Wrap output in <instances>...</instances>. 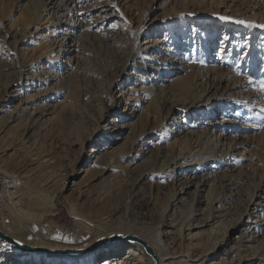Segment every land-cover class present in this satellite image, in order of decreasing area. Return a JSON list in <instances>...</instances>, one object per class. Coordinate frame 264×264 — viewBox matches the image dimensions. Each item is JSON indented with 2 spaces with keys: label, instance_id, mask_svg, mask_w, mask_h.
Wrapping results in <instances>:
<instances>
[{
  "label": "rangeland",
  "instance_id": "rangeland-1",
  "mask_svg": "<svg viewBox=\"0 0 264 264\" xmlns=\"http://www.w3.org/2000/svg\"><path fill=\"white\" fill-rule=\"evenodd\" d=\"M47 1L40 4L37 0H0V197L4 192L3 177L6 174L12 176L15 182H20L22 192L33 193L37 189L54 191L56 208L52 213H43V218L54 224L52 230H48L51 237L53 231L60 233V229H73L75 218L70 214L69 198L86 218L100 216L101 221L109 226L128 221L131 217L124 215V209L133 202L135 182L142 178L143 158H147L151 150V154L171 151L175 156L182 151L178 156L180 160L186 151L184 146L188 143L192 146L193 140L199 137L198 129L206 127L219 135V139L210 141L209 145L207 142L202 145L207 153L212 152L210 148L221 152L224 146L217 147L219 143L231 145L228 148L230 156L213 162L222 161V169L218 171L223 173L229 170V174L241 175L235 165L236 157L240 154L245 156L243 164L248 165L249 173L240 185L234 186L236 195L229 201L232 211L227 219L234 225L246 208L248 194L261 182L262 174L264 178V129L260 127L264 124V105L254 114L246 108L222 105L219 100L228 98L225 88L232 86V83L219 80L220 75L209 73L208 67L216 64L222 70H233L236 78L243 82L248 79L235 93H255L254 88L264 80V29L254 27L249 30V26L234 21L245 20L264 25L259 21V17L264 20V0H223L221 4H217L218 0H76L81 13L93 17L95 25L89 33L82 29L68 34L67 38L62 33L59 21L68 18L70 9H74L73 4L69 2V10L63 12L62 0ZM254 14L259 19L254 18ZM220 16H229L233 20H221ZM120 26L127 40L123 48L118 41L111 42L108 38L113 34L111 30ZM171 28L181 36L179 42L188 40L185 45L179 44L183 53L190 59L204 61L201 64L205 68L194 79L191 93L167 98L165 103H160L157 97L159 87L162 83L167 84L176 72L164 69L159 74L148 66L143 69L146 61L141 56L135 61L129 59V51L137 35L139 45L161 38L163 43L160 45L176 46L178 43L172 37ZM64 42L71 51L66 50L57 58V51ZM250 55L253 59L257 58L256 67L246 62ZM68 56L71 58L68 61L70 65L62 64V59L65 61ZM224 62L227 66H223ZM25 67L30 69L31 74L38 69L33 74L34 80L27 82L26 76L20 78L26 73ZM59 70L61 75L72 73L75 88H79L77 98L82 101L78 100L80 107L84 104V109L88 110V103L81 98L88 91L87 94L106 92L110 102H115L114 107L111 102L101 122L83 117L76 109L74 97L71 96L73 101L67 98V90L62 93L43 92L44 88L52 87ZM178 75L185 76V72H177ZM251 77H255L256 81ZM33 81L35 85L31 86ZM189 83H193V80H189ZM10 84L11 88L7 89ZM206 84L211 86V91H206ZM40 87L42 93L33 96L35 89ZM200 92L202 98L208 92L207 96H214L218 102L205 110L198 109V102L195 103L197 108L189 106L186 98L190 96V99H194L193 95ZM39 104L46 105L47 111L41 114ZM226 109L227 113L224 114ZM240 110L242 114L236 116ZM8 113L14 116L2 126ZM93 114L99 117L96 110ZM63 115H66V119ZM29 117L38 118L40 128L35 132L27 133ZM139 122L145 126L147 124V129H153V135H140L143 129ZM82 126L88 128V133H95L96 138H88L87 133L84 137L78 136ZM103 128L110 129V132L103 131ZM186 136L190 137L189 141H185ZM240 143L243 145L240 146ZM235 147L237 156L232 155ZM122 149L123 153L120 152ZM119 152L121 157L114 162L115 154ZM104 153L111 160L110 168L103 169L97 163ZM161 164L158 162L148 169L149 173L141 182L140 193L134 199L137 211L142 200L149 202L148 210L154 211L151 221L158 220L165 206L171 207V197L178 189L180 178L176 179L177 174L175 179L171 177L172 171L161 169ZM94 170H97V174ZM201 175L203 173L198 175L199 180ZM221 180L219 178L215 195L226 193L227 188H223ZM157 183H160V189L154 188ZM209 183L203 190V202H195L194 207L198 212L206 208ZM190 197L188 199L192 200ZM10 200L14 202L15 199L11 197ZM22 200L24 203L28 201L27 197ZM24 205L27 206V203ZM187 208L188 205L183 207L184 210ZM2 211L5 216L9 214L7 209ZM189 213L190 210L186 211L183 217L187 218ZM40 218L39 214L27 215L20 223L26 224L28 221L29 224H37L38 229L41 226L46 230L39 222ZM8 223L12 227V222ZM37 232L39 234L34 233L33 237L29 235V239L38 240L41 232ZM241 234V231H237L233 236ZM242 257H254L255 261L244 260L250 264H264V253L260 249L242 251L235 264Z\"/></svg>",
  "mask_w": 264,
  "mask_h": 264
},
{
  "label": "bare ground",
  "instance_id": "bare-ground-1",
  "mask_svg": "<svg viewBox=\"0 0 264 264\" xmlns=\"http://www.w3.org/2000/svg\"><path fill=\"white\" fill-rule=\"evenodd\" d=\"M37 1H39L40 4L48 2L47 0ZM75 1L76 0H62L61 6L63 7V12L69 10V2H71L74 6V9H70L67 14L68 18L64 21H59L62 33L65 34V37L68 34L76 33L78 30L82 29L89 33L91 32V28L95 25L92 22L93 17H90L89 14H82ZM212 1L216 2L215 0ZM186 2L187 1H184V3ZM222 2L223 0H218L217 4H221ZM254 15V18L258 17L257 14ZM263 15L264 14H262V16ZM259 18L257 19L263 23L264 20L262 17ZM248 29L253 30L254 27H249ZM122 30L123 28L120 26V28L111 30L113 31V34H111L112 36L110 35L108 37V35H105V37H108L111 42L118 41L123 48L124 44H127V40L125 38L126 33ZM171 34L173 39L176 41L175 43H178L174 47L171 44L165 43L160 45L163 43V41L160 40L161 38H155L150 42H145L143 45H139L137 42L139 35H137L134 40V46L129 51V59L135 61L139 56H141L142 60L146 61L144 62L143 69L148 66V68H153L154 71H157L159 74L162 73L164 69L176 72L168 80L167 84L162 83L161 87H159L160 93H157V97L160 103H165L167 98L182 97L187 92L191 93L193 91L191 88H193L194 79L197 78L200 70L205 68V66L201 63H192L191 61L195 59H190L183 53L179 44L185 45L188 43V40L179 42V40L181 41V36L179 33L173 31L172 28ZM66 50L67 52L71 51L67 49V43L65 44L64 42L57 51V58H60ZM74 51H76V49ZM69 59H71L69 56L65 61L62 59V64L67 63L70 65V62H68ZM40 61L42 62L43 59ZM59 62L61 63V60H58V63ZM246 62H248V65L256 67L257 58L253 59L252 55H250L249 58H246ZM148 63H150V65H148ZM225 65L226 64L224 62L223 66ZM24 69H26V67ZM60 71L61 70H59V72L57 71L55 74L57 78L52 82V87H46L43 90L41 86L37 90L35 89V95H30L35 97L39 96L42 93V90L43 92L46 91L49 93H62L67 90V98H70V101H73L71 96L74 97L76 109L79 113L81 112L83 114V117L95 119L97 123L101 122L104 119L105 114L108 112V109L111 107V102H113V107L115 106V102H110L111 99L106 95V92L87 94L89 92L88 91L85 93L86 95H84L85 97H88L87 100H85L84 96H81L83 101L88 103V110L84 109V104L80 107L81 105L78 102L79 98H77L79 88H75L72 73H64L61 75ZM35 72H38V69H34L32 74L30 69H26V73H23L20 78L22 79V77L24 78L26 76V81L30 82L34 80L33 74ZM177 72H185V76H177ZM208 72L216 74V76L220 75L219 80L232 83V86L225 88L228 98L219 100L222 105L230 104L229 107L238 106L239 109L246 108V110L251 111V114L260 111V106L264 105V93L258 90V86L254 88L255 93H253V91H241L240 93H235L239 87H241V84L248 82V79H246L247 82H243L242 79L236 78L233 70L229 68L222 70L220 66L216 64L211 67L209 66ZM51 75H53V73H51ZM189 80H193V83H189ZM252 80L256 81V78L254 77ZM12 84L15 86V83ZM32 85H35V81L31 83V86ZM210 87L211 86H207L206 84V91H211ZM9 88H11V84L7 86V89ZM154 90L156 91L157 88ZM208 92L203 98V94H201V92L198 95L194 94V99H190V96L187 97L186 100H189V106L193 107L194 105L197 108L195 103L198 102L197 104L200 107L198 109L205 110L207 107L215 105L218 101L214 99V96H207ZM8 94L9 96L11 95L9 90ZM33 96L30 97L33 98ZM29 98L27 99L29 100ZM79 101L82 102L81 100ZM95 101H97L98 104H94ZM38 110L41 114L44 113L47 111L46 105L39 104ZM94 110L99 112L98 118L94 116ZM213 110L214 109L211 111L213 112ZM242 112L243 111L241 110L238 111L236 116L241 115ZM226 113L227 109L224 114ZM194 114L195 112L193 115ZM13 116L14 115L8 113L2 126H4ZM63 118L66 119V115H63ZM29 119L30 122L26 127L27 133H30L33 130V132H35L36 129L40 128L38 118L29 117ZM42 120L43 118L40 119V121ZM143 122L138 123L143 129L140 135H153V129H147V124L145 126ZM119 126L120 125H118V127ZM198 130H200V132H198L199 137H196L195 140H193L194 142L192 146H190L189 143L184 146L186 151L180 160H178V156L182 154V151L179 155L175 156L171 153V151L151 154L153 153V150H149V156L147 158H143L144 165L141 173L142 178L135 182L136 190L134 192L133 200H131V202H133L130 206H127L124 209V215L131 218L128 221L117 222L112 226L103 223L100 216H95L97 219L86 218V216L77 209L75 202L70 200L68 197L70 214L75 218L74 226L72 227L73 229H60V233L58 231H53L51 234L53 237L48 236V230H52L54 224H52V221L48 222L47 219L43 218V213L49 214L55 210L56 205L54 202V191L52 192L50 190L51 192H45V190L38 191L41 189H37L36 192L34 191L33 193H27L26 191L22 192L20 189L22 185L21 187L19 186L20 182H15L12 176L6 174L5 177H3L5 184L4 192L0 197V228L3 232L23 243L36 247H43L55 252L67 251L77 253L89 248L93 250L83 256H50L43 253L22 250L0 238V264H155V259L146 251L140 240L152 248L159 264H235L238 254L242 251L260 249V251L262 250L264 253L263 174L261 182L252 192L248 194L246 208L242 211L236 223L231 225L232 222L228 221L229 218L227 219V217L230 216L232 211L229 201L233 200L236 195V193H234L236 187L234 186L240 185L246 174L249 173L247 170L248 165L243 164L245 156L236 154L237 147L234 148V153L232 155H238L236 157L235 165L238 166V172L241 175L229 174V170L224 172L222 171L223 173H221L218 171L219 168L222 169L221 160L225 159V157L230 154L229 149L231 145L228 143H226V145L225 143L224 145L221 143L220 145L219 143L217 147L224 146L221 152H216L214 149L210 148L212 152L207 153L208 151H206L202 145L205 142L209 145L210 141H214L217 138L219 139V135L215 133V130L206 127L202 129L199 128ZM103 131L109 133L110 129L103 128ZM88 132V128L83 127L79 129V133L77 134L78 136L84 137L87 133L88 138H96L95 133ZM195 134H197V132H195ZM184 139H186L185 141H189L190 137L186 136ZM242 145L243 143H240V146ZM120 152L123 153V149ZM120 152L115 154L116 159L114 162L119 161L118 157H121ZM218 159H221L220 162L213 164V162ZM158 162L162 163L161 169L172 171L171 177H174L175 174H177L176 179L178 177L180 178H178V189L171 197V207L168 208V206H165L158 220L151 221V216L154 215V211L148 210L149 202L145 199L142 200L139 203L140 210L137 211L134 199L138 197L140 193L139 189H141L143 184L141 182L144 181L146 175L149 173L148 169H151L152 166H156ZM97 163L98 165H101L103 169L111 167V160L105 156V153L97 159ZM94 171L96 173L97 170ZM200 173H203V175H201L202 177L199 180L198 175ZM211 176L212 178H210ZM219 178H222L221 185H223V188H227L224 195L219 193L215 195L218 191L217 183L219 182ZM208 182L211 183H209L210 188L207 190L206 194V208H204L203 212H198L194 205L195 202H203V190L207 186ZM154 186L155 189H160L161 187L160 183H157ZM193 188L194 191H192ZM20 195L27 197L28 201L25 202L27 203V206L24 205L25 203L22 200H25V197L23 198ZM189 195H191L190 198L192 200L188 199ZM8 196L13 197V200L15 199L14 202L10 200L11 197L8 199L5 198ZM186 205H188L187 209L190 210V213L187 218H184L183 214L188 211L183 209ZM5 209L9 211L7 216H5L6 214L4 215V212L2 211ZM38 214L41 216L39 222L47 228L46 230H44L41 226L40 229H38L37 224H29L28 221L26 224L20 223L24 220L25 216H36ZM16 219L19 220L18 223L15 222ZM8 222H12V227L9 226L10 224ZM230 225L231 227L224 231V229ZM56 227L58 226L56 225ZM232 229L234 230L230 233V230ZM37 230L42 233L39 235L40 238L36 241L30 240L29 235L33 237L34 233L39 234ZM43 230L45 232H43ZM237 231H241L242 234L234 237L233 233ZM117 234L121 235V238H114L109 241L110 243H108V239H110L112 235ZM129 236H136L139 241H130L126 239ZM56 237L61 238L58 239ZM244 260L255 261L256 259L254 257L247 259L242 257L238 261V264H250Z\"/></svg>",
  "mask_w": 264,
  "mask_h": 264
},
{
  "label": "water",
  "instance_id": "water-1",
  "mask_svg": "<svg viewBox=\"0 0 264 264\" xmlns=\"http://www.w3.org/2000/svg\"><path fill=\"white\" fill-rule=\"evenodd\" d=\"M0 238L3 240H6L8 243H11L13 245H15L16 247H19L22 250L25 251H32V252H37V253H43V254H47V255H55V256H83L86 253H88L89 251L93 250V249H86L77 253H72V252H67V251H62V252H55V251H51L48 250L46 248L43 247H36V246H32L29 245L27 243H23L17 239H14L13 237L7 235L5 232H3L0 228ZM114 238H121V235L117 234V235H112L110 239H108V243H110L109 241L113 240ZM126 239L130 240V241H139V239L136 236H129ZM19 242V243H17ZM140 242L144 245L146 251L153 256V258L155 259V264H159L156 260L154 251L152 250V248H150L145 242L141 241Z\"/></svg>",
  "mask_w": 264,
  "mask_h": 264
},
{
  "label": "snow or ice",
  "instance_id": "snow-or-ice-1",
  "mask_svg": "<svg viewBox=\"0 0 264 264\" xmlns=\"http://www.w3.org/2000/svg\"><path fill=\"white\" fill-rule=\"evenodd\" d=\"M221 20H225V21H232L233 18L232 17H229V16H220L219 17ZM236 24H240V25H247L249 27H258V28H262L264 29V25H261V24H256L255 22H250V21H245V20H235L234 21ZM113 27H115V25H113ZM192 63H203L204 61H197V60H192L191 61ZM251 82V81H249ZM258 90L260 92H264V80H261L259 82V85H258ZM261 129H264V124H261L260 125ZM56 238H61V237H56ZM19 243V242H17Z\"/></svg>",
  "mask_w": 264,
  "mask_h": 264
}]
</instances>
